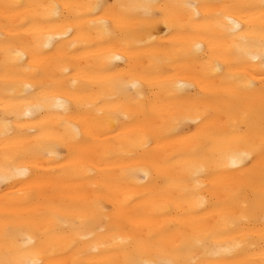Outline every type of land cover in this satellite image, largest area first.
<instances>
[{
    "label": "bare ground",
    "instance_id": "6f19581e",
    "mask_svg": "<svg viewBox=\"0 0 264 264\" xmlns=\"http://www.w3.org/2000/svg\"><path fill=\"white\" fill-rule=\"evenodd\" d=\"M95 2L0 0V6H33L7 20L0 11V165L15 155V166L27 169L26 176L0 181V258L7 227L13 258L21 264H71L80 250L90 260L123 264L129 253L113 245L114 235L151 239L170 249L203 232L215 233L210 248L241 247L219 260L197 249L192 259L264 264L260 158L245 161L247 167L224 166L227 153L244 147L239 130L258 131L261 123V0H101L154 3L160 6L154 12L159 22L135 36L123 30L101 36L90 26L96 18L88 17L79 21V32L50 48L43 47L47 26L26 19L31 13L39 20L44 11L39 5ZM184 3L198 6L194 26L188 31L166 26L165 18L169 24L188 21L191 10L166 7ZM226 14L238 31L219 27ZM17 52L23 55L15 58ZM113 55L121 59L109 61ZM134 80L140 82L139 94L122 88ZM247 81L255 87H246ZM179 83L194 87L177 89ZM37 102L41 108L24 115ZM193 103L211 113L200 125L204 138L197 155L191 154L196 125L176 124L196 114L188 110ZM146 125L151 140L140 147ZM141 168L147 177L132 172ZM89 207L104 218L91 229V239L82 241L90 234L81 226ZM242 212L247 219H239ZM226 221L234 227L225 228ZM73 239L78 249L65 254ZM153 255L145 251L138 258Z\"/></svg>",
    "mask_w": 264,
    "mask_h": 264
},
{
    "label": "snow or ice",
    "instance_id": "6c2138e0",
    "mask_svg": "<svg viewBox=\"0 0 264 264\" xmlns=\"http://www.w3.org/2000/svg\"><path fill=\"white\" fill-rule=\"evenodd\" d=\"M261 26L259 29V49L260 56L262 58V65H264V0H261ZM33 6L22 5L19 3L10 4L5 3L0 6L5 20L9 16L22 8L30 9ZM38 7L43 8V12L39 13V20L35 18V15L29 14L26 19L28 23L33 26L44 25L47 26L49 34L45 37L43 44L44 48H50L53 46V41L68 40L69 36L75 32H79V21H82L88 17H95L90 21V26L94 28L97 33L101 36H111L116 34L117 30H123L124 34L128 36H135L136 33L145 28H151L154 23L159 22L154 15L155 10L160 7L154 3H133V4H120V5H109L101 0H96L95 3L88 4H72L65 3L63 5L57 3H50L46 5H39ZM173 8H181L191 10L192 15L189 16L187 22L173 21L169 24L167 18H165V24L169 27L177 28L181 31H188L194 26L196 19L200 17L198 6L191 3H184L175 6H166ZM201 7H208L203 5ZM229 7V6H225ZM116 9H119L117 11ZM103 13V15H101ZM167 13L165 17H167ZM219 15V14H217ZM224 24H220L219 27L228 31L234 32L239 30V24L233 19L231 15H224ZM8 25L5 24V28ZM94 46V45H93ZM71 47L75 48L76 43L71 42ZM199 47V46H198ZM237 51L247 52L246 48H240L237 46ZM23 54L17 52L15 58H20ZM256 56H252V59H256ZM110 60H120L121 56L113 55L108 58ZM217 70H219L217 68ZM66 71V69H65ZM264 72V67H262ZM135 89L137 94L140 93L141 85L138 80L131 81L122 85L123 90L128 88ZM177 89L191 88L194 87L192 84L179 83L176 85ZM246 87L254 88L255 85L251 81L246 82ZM261 123L257 130L249 128L247 131L240 129V135L238 143L244 145L243 148L231 151L226 154L225 167L238 168L247 167L245 161L248 164H252L257 157L261 161V188L264 190V88L261 89ZM59 103V102H58ZM41 103L37 102L31 105L30 109H26L24 115H30L31 111L39 110ZM91 107L92 105H88ZM183 107V105H180ZM189 111H194V116H187L182 119H177L176 124L181 123H192L196 125L197 132L192 133L191 139L193 147L191 150L192 155H197L202 145L203 135L200 133V125L204 124L206 120L211 118V113L207 110H201L194 103L188 108ZM15 114V113H13ZM146 130L142 131L138 140L140 147H147L151 140V137ZM7 128V126H6ZM43 131V129H41ZM191 131V130H189ZM169 134L174 133V129L168 130ZM159 138V134H157ZM52 155V153H49ZM176 157H173L175 159ZM16 156H5L3 165H0V181H7L17 177H23L27 175L26 168H17L15 166ZM203 167L197 169V172L203 171ZM132 172H143L145 177L148 176V172L144 169H132ZM85 215L81 217V226L87 225L89 230V236L80 237V240L87 241L94 235L91 229L96 226V223L104 217H97L92 208H86L83 210ZM87 213H91V218L88 217ZM260 214L262 217L261 231L264 236V200H262L260 207ZM194 215V213H189ZM239 219H247V214L242 212ZM74 230L77 228L76 225L71 226ZM225 228L234 227V221H226L224 224ZM193 230L196 225L192 224ZM104 231V229H101ZM215 233L203 232L195 237L186 238L182 243L174 245L172 248H166L161 243H153L151 239L149 241L144 240H133L131 237H125L123 235H114L113 245L125 246L124 251L128 252V258L125 259L123 264H209L206 259H192L193 254L197 249H203V255L205 257L211 256L219 259L227 258L232 256L238 248L241 247L240 243L229 246L209 247V240L214 238ZM4 242L5 251L3 258H0V264H21V262L14 257V241L12 234L8 228L4 230ZM31 243V240H29ZM79 243L76 239L69 241L66 248L63 250L65 254L71 253L78 249ZM92 251H96L93 246ZM145 251H151L154 255L150 260H142L138 257ZM87 252L80 250L73 258L71 264H105V262H99L87 259ZM31 264H40L39 261L33 260ZM106 264H112V262H106Z\"/></svg>",
    "mask_w": 264,
    "mask_h": 264
}]
</instances>
